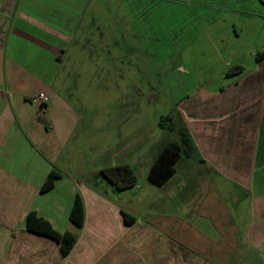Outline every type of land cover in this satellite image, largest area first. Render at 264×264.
Wrapping results in <instances>:
<instances>
[{
  "label": "crops",
  "instance_id": "0c3cea01",
  "mask_svg": "<svg viewBox=\"0 0 264 264\" xmlns=\"http://www.w3.org/2000/svg\"><path fill=\"white\" fill-rule=\"evenodd\" d=\"M111 10L132 16L151 58L154 47L183 50L173 89L182 90L180 116L196 147L186 158L199 167L198 183L208 184L209 195L184 204L178 217L138 214L135 193L124 195L138 184L117 190L100 172L80 169L78 149H69L83 114L64 91L72 77L64 63L96 58L85 38L93 29L104 38L117 28L120 18L101 19ZM225 30L238 39L258 33L257 51L248 53L253 60L226 61L243 69L216 89L200 79L191 84L186 66L194 62L181 57L207 32L233 57L238 53L225 42ZM40 93L48 95L46 105L32 101ZM181 159L161 186L182 173L179 189L187 187ZM52 171L59 177L41 191ZM214 179H225L248 201L241 227L216 198ZM78 194L85 206L81 227L70 219ZM190 209L199 222L188 219ZM31 212L76 235L68 255L54 237L28 229ZM243 248L264 264V0H0V264H237Z\"/></svg>",
  "mask_w": 264,
  "mask_h": 264
},
{
  "label": "rangeland",
  "instance_id": "374dc122",
  "mask_svg": "<svg viewBox=\"0 0 264 264\" xmlns=\"http://www.w3.org/2000/svg\"><path fill=\"white\" fill-rule=\"evenodd\" d=\"M111 1L114 3V0ZM114 7L118 8L111 6L110 9ZM107 18L111 22L120 18L117 28L108 30L104 38L103 31L93 29L85 38L91 49L89 52L98 54L96 58H66L64 63V74L72 76L64 91L70 93L72 101L83 114L82 125L69 149H78L77 166L89 174L93 171L99 174L100 167L123 163L131 165L138 177V188L126 191L124 195L135 193L136 212L143 217H178L184 204L190 201L193 205V202L209 195L208 184L198 183L199 167L192 159L182 157L178 166L185 171L187 187L184 190L179 189L181 181H177L182 179V173L165 186H157L149 182L148 171L164 145L179 141L178 134L161 128L160 122L169 115L183 122L180 116L182 103L179 102L182 90L173 89L178 81L177 53L183 50L178 47H154V58H151L152 48L140 41V32L136 31L132 16L123 10H111L105 12L101 19ZM235 18L246 20L243 16ZM97 27L102 28V23ZM213 33L217 36L215 32H207L181 57L192 58L194 62V68L190 63L186 66L190 72L189 82L192 84L198 79L208 81L210 89L227 83L229 76L225 71L229 66H226V61L235 64L239 57L248 64L254 58L248 53L257 51L260 42V36L255 31L241 32L238 39L233 30H225V42L239 49L233 57L230 47L224 50V44L211 42L215 38L210 36ZM102 44L107 45L104 52L100 50ZM214 181L216 189L219 188V191L215 190L216 198L228 203L232 221L241 227V222L248 217V201L225 179ZM238 200L240 207L233 203ZM192 211L190 209L188 219L193 224L199 219ZM244 250L246 248L236 256L237 264H262L258 253Z\"/></svg>",
  "mask_w": 264,
  "mask_h": 264
},
{
  "label": "trees",
  "instance_id": "16d2710c",
  "mask_svg": "<svg viewBox=\"0 0 264 264\" xmlns=\"http://www.w3.org/2000/svg\"><path fill=\"white\" fill-rule=\"evenodd\" d=\"M262 53L257 54L256 58H261ZM241 65L231 66L227 70L228 75H234L241 72ZM170 122V123H168ZM161 128L175 132L179 136V141H172L166 144L159 152L157 158L150 166L148 171V180L154 185L161 186L175 173V165L181 157H193L196 153V147L188 128L184 122L177 121L172 116H166L161 119ZM100 175L111 183L117 190L131 188L138 182V177L133 167L127 163L111 165L100 170ZM59 177L57 172H51L41 191H47L54 186L55 180ZM126 217L127 214L125 213ZM85 218L84 201L80 194L77 195L70 212V219L78 226H83ZM28 229L38 233L54 237L61 245L64 255H68L77 241L76 235L70 232H59L55 230L48 221L40 218L35 212H31L26 221Z\"/></svg>",
  "mask_w": 264,
  "mask_h": 264
},
{
  "label": "built area",
  "instance_id": "2783aa9c",
  "mask_svg": "<svg viewBox=\"0 0 264 264\" xmlns=\"http://www.w3.org/2000/svg\"><path fill=\"white\" fill-rule=\"evenodd\" d=\"M32 101L35 103H40L42 105H46L49 101V97L46 93H40L38 95L32 96Z\"/></svg>",
  "mask_w": 264,
  "mask_h": 264
}]
</instances>
